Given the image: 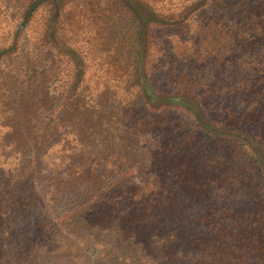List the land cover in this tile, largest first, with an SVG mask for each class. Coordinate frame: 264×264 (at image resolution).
Wrapping results in <instances>:
<instances>
[{
  "label": "trees",
  "instance_id": "obj_1",
  "mask_svg": "<svg viewBox=\"0 0 264 264\" xmlns=\"http://www.w3.org/2000/svg\"><path fill=\"white\" fill-rule=\"evenodd\" d=\"M97 4L0 0V264H39L47 246L72 259L55 243L83 229L120 235L162 263L182 264V251L189 264H264V151L253 147L264 149V0ZM44 9L45 49L26 32ZM191 20L217 34L210 69L197 71L205 92L213 90L215 118L210 105L158 90L149 78L150 45L161 38L152 29L169 27L156 51L172 64L173 37L190 34ZM192 43L193 55L201 45ZM92 65L98 70L88 72ZM179 109L188 116L175 117ZM199 138L227 149L194 153ZM246 184L258 194L250 212L193 214L205 196ZM39 208L46 215L23 232L20 217ZM196 220L207 234L193 232ZM159 225L156 239L137 241ZM179 231L181 251L170 247Z\"/></svg>",
  "mask_w": 264,
  "mask_h": 264
},
{
  "label": "rangeland",
  "instance_id": "obj_2",
  "mask_svg": "<svg viewBox=\"0 0 264 264\" xmlns=\"http://www.w3.org/2000/svg\"><path fill=\"white\" fill-rule=\"evenodd\" d=\"M91 1V5L93 8H95L97 4V0H86ZM218 13V12H217ZM223 13V12H220ZM49 17V12L44 9L43 11H39L37 15L33 16V19L31 23L29 24V30L27 32V36L33 37L35 40H39L42 38L40 43L44 44V49L50 44L49 41H47L46 34H47V25L44 26V21L47 22ZM196 18V16H195ZM32 27H38L40 28V31L38 32H31ZM169 27H166L165 30H162L161 28L155 29V27L152 29V34L155 36L159 32L161 35V38L158 37L157 41H154V44L157 48L158 41L168 39V32ZM191 30L190 34H186V37L184 39L178 40V37H173V47L175 50H172L175 55L178 57H173L172 64L170 55L164 57L161 60L160 54L158 55L156 48L153 45H150L149 54L147 57V65L148 67V73L149 78L153 84V86L161 91H170L172 93H176L178 91L182 93H186L191 97H194L197 100H201L205 105H210L209 111H208V118H215L216 114L213 110V107L216 105L213 98H211V95L213 93V90H208V92H205L207 90V87L204 86L205 80H199L198 72H203V74H207V70L210 69V61L212 62L213 57L210 55L213 54V47L215 46V43H217V34H215V31L205 29V31L198 28V22L191 20ZM195 32V36H192ZM36 34V35H35ZM163 37V38H162ZM190 38V39H189ZM198 40V44L201 45L200 51L195 54H191L190 51L194 50L195 46L192 43V40L194 39ZM48 43V44H47ZM47 50V49H46ZM156 51V52H155ZM175 51V52H174ZM193 64L198 66V69L193 70L191 67ZM88 65V64H87ZM99 65H92L90 68V71L93 72V70H98ZM216 66H214L215 68ZM170 71V69H172ZM213 68V69H214ZM180 74L178 75V73ZM198 79L194 81L195 79ZM61 81L58 83H53L54 85H57L59 87ZM203 93V94H202ZM207 94V98L206 95ZM245 104H240L239 110L243 108ZM207 111V110H206ZM183 114L185 116H188L187 113L183 110H177L174 112L175 117H182ZM249 132L251 134L258 133L255 129H249ZM207 139H196L194 142H196L195 147L192 152L194 153H208V152H224L226 151L227 147L224 143L217 142L213 139L207 140V144H205V141ZM253 145V144H252ZM258 153H262V150L257 146H254ZM252 174L251 171H248L244 177L247 178ZM235 193V192H234ZM227 194V195H221L218 198H210L208 196H205L204 198L199 201L200 205L199 208L193 209L196 210L193 212L196 217L202 216L206 213H215L218 215H225L227 213H230L229 216H232L234 214L235 216H239L242 213L250 212L252 209L255 208L258 194L256 193L255 187L253 185H241V189L237 190L235 194ZM215 199V200H214ZM51 205V204H49ZM197 205V204H196ZM213 210V211H212ZM46 209L39 208L36 211H30L26 214H23L19 219V226L21 229H23V232H33L34 226L36 221L45 214ZM48 215V214H47ZM196 224H194L193 232L197 230V232L202 234H207V223L206 221H195ZM162 225H159L157 227H147L145 229V238H137L143 243V245H146V240L153 241L156 239L157 234H159L158 227H161ZM175 226L171 227V231ZM179 227H176L177 229ZM162 235H165V229L161 228ZM73 231V230H72ZM192 232V233H193ZM177 233V232H175ZM180 235H184L185 233H178L176 235L177 242L175 244H171V249L176 250H182V248L185 245L184 238H181ZM210 235V234H209ZM139 237V236H138ZM120 238V240H119ZM124 237H121L120 235H116L114 233H111L110 231H98L96 229H83L79 231H73V232H67L64 233L61 238H58L59 240L55 243V248H60L59 252L65 253L71 251L69 254L72 255V259H61L56 254L59 255V253L50 254L47 251L52 250L50 246H47L43 250V253L39 257V264H161L162 260H157V255L154 256L153 260L146 259L143 254L141 253L142 246H139L137 244L131 245L127 241H122ZM119 240V241H118ZM136 240V239H135ZM148 241V243H149ZM179 242V243H178ZM178 243V244H177ZM50 244V243H48ZM53 247V246H52ZM185 252H179V259L182 264H189V259ZM187 257V258H185ZM52 259V260H51ZM164 262L162 264H169L166 258H163Z\"/></svg>",
  "mask_w": 264,
  "mask_h": 264
}]
</instances>
